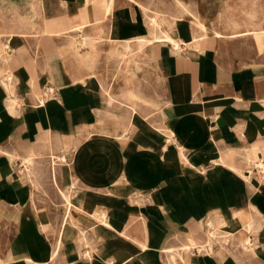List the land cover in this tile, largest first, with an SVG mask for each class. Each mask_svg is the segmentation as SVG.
Returning a JSON list of instances; mask_svg holds the SVG:
<instances>
[{"label":"crops","instance_id":"1","mask_svg":"<svg viewBox=\"0 0 264 264\" xmlns=\"http://www.w3.org/2000/svg\"><path fill=\"white\" fill-rule=\"evenodd\" d=\"M35 1L30 27L29 0H0V264H264L253 23L154 32L132 3Z\"/></svg>","mask_w":264,"mask_h":264},{"label":"rangeland","instance_id":"2","mask_svg":"<svg viewBox=\"0 0 264 264\" xmlns=\"http://www.w3.org/2000/svg\"><path fill=\"white\" fill-rule=\"evenodd\" d=\"M112 3L113 9L121 4V2L132 3L137 7H140L145 14L149 24L153 26V31L160 30L163 25H177V26H188L187 19L190 20L191 24L200 30L206 37L216 36L217 38L230 39L231 37H237L233 35L234 31H242L247 28H253L252 26L247 27V23H253L256 31L255 33H248L249 38H253L256 43L260 44L264 41V0H106ZM4 7L5 3H1ZM19 6H14L13 10L16 14L17 9L20 10ZM24 5L27 6L30 11V27H35L37 21L39 20L37 16V11L40 7L39 2L35 0H29L28 3ZM5 8V7H4ZM173 9V10H172ZM169 12V13H168ZM109 13V12H108ZM263 15L262 18L258 16ZM110 16V14H109ZM108 16V18H109ZM155 16V17H154ZM185 17V18H184ZM107 18V19H108ZM16 20H21L14 18ZM159 20V21H158ZM176 22H175V21ZM157 22V24H156ZM239 22V23H238ZM99 24H106L99 23ZM160 26V27H159ZM167 31H162L161 34H154L155 38L164 40L165 33ZM221 34V35H219ZM241 35V34H240ZM247 34H244L246 37ZM70 42L72 40V34L67 33L63 35ZM87 35L83 39V45H88L94 49L98 48L101 44L102 36L101 34ZM105 36V35H104ZM160 36V37H159ZM251 36V37H250ZM87 38V39H86ZM104 42L109 43V57L111 62H115L118 59L119 54H116V42L109 38L104 37ZM79 41V40H78ZM172 41L173 40H169ZM174 43V42H173ZM178 44V41H177ZM145 47V46H144ZM124 51V50H123ZM122 51V52H123ZM144 48L139 47L137 49H130L125 51L123 57H138L143 58L145 55ZM118 62V61H117ZM116 68L110 66V69ZM143 70L137 68V70ZM117 71V70H116ZM155 116V115H153ZM31 168L35 165V162L28 161ZM37 182L41 180L36 179ZM46 183L54 185L52 179H46ZM65 191H69L68 187ZM52 197V195H49ZM71 199H65V206H68Z\"/></svg>","mask_w":264,"mask_h":264},{"label":"bare ground","instance_id":"3","mask_svg":"<svg viewBox=\"0 0 264 264\" xmlns=\"http://www.w3.org/2000/svg\"><path fill=\"white\" fill-rule=\"evenodd\" d=\"M111 5V4H110ZM109 8V7H108ZM113 8V7H112ZM173 10V9H172ZM108 11H110V8H109V10ZM110 13V12H109ZM169 13V12H168ZM155 17V16H154ZM159 21V20H158ZM175 21V20H174ZM176 22V21H175ZM156 24H157V22H156ZM160 27V26H159ZM160 35V34H159ZM160 37V36H159ZM155 38H157V37H155V35L153 34V41H154V39ZM164 38V40H173V42H174V44L176 45V46H178V44H177V40H175L169 33H168V31L165 33V37H163ZM140 41L141 42H143V43H148V42H150L151 40H147V39H145L144 37H142L141 39H140ZM141 44V43H140ZM142 46V45H141ZM176 46H174V47H176ZM179 48V47H178Z\"/></svg>","mask_w":264,"mask_h":264}]
</instances>
